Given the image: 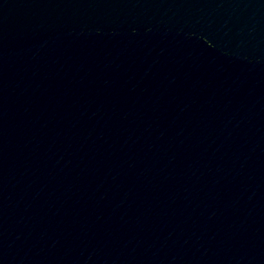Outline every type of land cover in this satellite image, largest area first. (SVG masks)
Returning a JSON list of instances; mask_svg holds the SVG:
<instances>
[{
  "label": "water",
  "instance_id": "water-1",
  "mask_svg": "<svg viewBox=\"0 0 264 264\" xmlns=\"http://www.w3.org/2000/svg\"><path fill=\"white\" fill-rule=\"evenodd\" d=\"M0 264H264V0H0Z\"/></svg>",
  "mask_w": 264,
  "mask_h": 264
}]
</instances>
